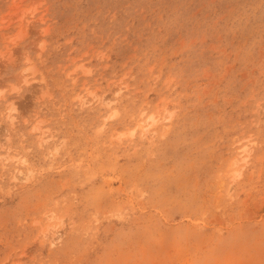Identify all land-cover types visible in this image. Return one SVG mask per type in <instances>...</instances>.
Wrapping results in <instances>:
<instances>
[{
  "label": "rangeland",
  "instance_id": "374dc122",
  "mask_svg": "<svg viewBox=\"0 0 264 264\" xmlns=\"http://www.w3.org/2000/svg\"><path fill=\"white\" fill-rule=\"evenodd\" d=\"M0 264H264V0H0Z\"/></svg>",
  "mask_w": 264,
  "mask_h": 264
},
{
  "label": "bare ground",
  "instance_id": "6f19581e",
  "mask_svg": "<svg viewBox=\"0 0 264 264\" xmlns=\"http://www.w3.org/2000/svg\"><path fill=\"white\" fill-rule=\"evenodd\" d=\"M149 119H152L151 117L149 118ZM164 119H167V118H164ZM152 120H154V119H152ZM155 121V120H154ZM152 123V122H151ZM149 124V125H152V124ZM155 123V122H154ZM142 128V127H141ZM143 129V128H142ZM145 131H144V133H149V131H148V129H144ZM245 152L247 153V150H245ZM246 159V158H245ZM55 233H57V231H55ZM59 236V235H58Z\"/></svg>",
  "mask_w": 264,
  "mask_h": 264
}]
</instances>
